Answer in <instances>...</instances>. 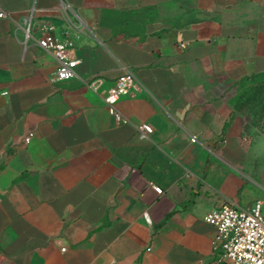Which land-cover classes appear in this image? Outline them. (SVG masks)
I'll return each instance as SVG.
<instances>
[{
  "label": "crops",
  "instance_id": "crops-1",
  "mask_svg": "<svg viewBox=\"0 0 264 264\" xmlns=\"http://www.w3.org/2000/svg\"><path fill=\"white\" fill-rule=\"evenodd\" d=\"M0 8V264H219L206 215L264 204V122L247 134L231 105L264 74V0ZM46 26L80 35L75 79L51 82ZM126 70L139 85L117 102L131 121L119 123L106 95ZM96 77L99 92L85 85Z\"/></svg>",
  "mask_w": 264,
  "mask_h": 264
},
{
  "label": "built area",
  "instance_id": "built-area-1",
  "mask_svg": "<svg viewBox=\"0 0 264 264\" xmlns=\"http://www.w3.org/2000/svg\"><path fill=\"white\" fill-rule=\"evenodd\" d=\"M67 7L70 6L67 5ZM8 17L9 14L0 8V18ZM53 31L52 26L43 27V36L37 40V44L45 53L52 55L58 63L51 82L70 81L77 77L76 69L80 60L75 55V42L80 35L71 37L67 33L64 39H60L54 35ZM85 85L94 92H99L102 79L96 77L89 83L85 82ZM138 85L135 74L126 70L107 91L106 103L110 114L117 122L131 123L116 104L121 98L129 96ZM8 94V91L0 92V96ZM135 127L142 140H149L153 134L152 126L148 124H137ZM195 141L196 138H193V142ZM154 189L158 194L163 192L159 187L155 186ZM145 219L150 222L148 214H145ZM205 220L216 228L213 245L217 263L264 264V204L262 201H256L250 207H240L227 201L220 208L208 213Z\"/></svg>",
  "mask_w": 264,
  "mask_h": 264
},
{
  "label": "trees",
  "instance_id": "trees-1",
  "mask_svg": "<svg viewBox=\"0 0 264 264\" xmlns=\"http://www.w3.org/2000/svg\"><path fill=\"white\" fill-rule=\"evenodd\" d=\"M231 105L235 114L245 115L247 119L245 132L251 136L256 135L264 122V74H253L243 78L238 84V94Z\"/></svg>",
  "mask_w": 264,
  "mask_h": 264
}]
</instances>
